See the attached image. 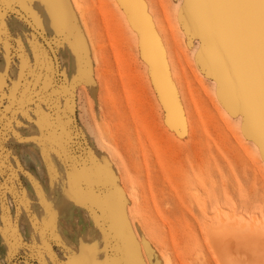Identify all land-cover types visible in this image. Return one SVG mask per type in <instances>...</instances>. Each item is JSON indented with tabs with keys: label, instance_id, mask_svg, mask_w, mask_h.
Instances as JSON below:
<instances>
[{
	"label": "rangeland",
	"instance_id": "obj_1",
	"mask_svg": "<svg viewBox=\"0 0 264 264\" xmlns=\"http://www.w3.org/2000/svg\"><path fill=\"white\" fill-rule=\"evenodd\" d=\"M63 1L0 0V264H219L264 237V0Z\"/></svg>",
	"mask_w": 264,
	"mask_h": 264
},
{
	"label": "bare ground",
	"instance_id": "obj_2",
	"mask_svg": "<svg viewBox=\"0 0 264 264\" xmlns=\"http://www.w3.org/2000/svg\"><path fill=\"white\" fill-rule=\"evenodd\" d=\"M28 1L31 4L38 6V8L40 6L42 13H43L42 9L44 7H46L50 11V16L53 18H59L64 13H66V14L70 13L69 8L66 7L63 0H28ZM114 2L118 6H120L119 0H114ZM132 9H133L132 7L130 9H127V10L124 9L123 12L127 13L128 10H132ZM203 49H204V45L201 46V51ZM236 226H235V228H236ZM228 228H230V227H226V226L223 227L221 225L220 228L215 231V233L209 235L211 242H214V238H217L216 236H218L220 234L222 237V234H224L223 232ZM235 228H233V229L236 230ZM257 233L258 232L256 231V229H251V231H248L247 233L242 235V237L237 236L238 238H236L235 236H233V238L234 237L236 238V239L235 238L233 239L236 241V247H235L234 251L227 249L228 247L225 246L226 244L222 245L220 243H217L216 249H218V252H219L218 263L221 264L225 260H229V261H233V263L235 262L236 264H264V237H262L263 234L258 235ZM232 235H228V236H232ZM224 237H225V235H224ZM220 239H222V238H220ZM230 240H232V239L230 238ZM233 240H232V242H234ZM212 245H213V243H212ZM228 256H230L229 259H227Z\"/></svg>",
	"mask_w": 264,
	"mask_h": 264
},
{
	"label": "water",
	"instance_id": "obj_3",
	"mask_svg": "<svg viewBox=\"0 0 264 264\" xmlns=\"http://www.w3.org/2000/svg\"><path fill=\"white\" fill-rule=\"evenodd\" d=\"M24 18V17H23ZM24 20L27 22V24L35 31V33L41 38V40L47 45L50 53H51V56L53 58V61H54V64H55V69H56V73H58V67H57V60H56V56L55 54L53 53V49H52V46L50 45V43L43 37L42 34H40V32L35 29L33 27V25L30 23L29 20H27L26 18H24Z\"/></svg>",
	"mask_w": 264,
	"mask_h": 264
},
{
	"label": "snow or ice",
	"instance_id": "obj_4",
	"mask_svg": "<svg viewBox=\"0 0 264 264\" xmlns=\"http://www.w3.org/2000/svg\"><path fill=\"white\" fill-rule=\"evenodd\" d=\"M0 39H2V37H0ZM39 87H40L39 85H36L37 91L39 90ZM0 97H3V92H0ZM5 103H7V100L0 98V106H2ZM3 134H4L3 133V125H2V123H0V135H3ZM2 195H3V190L0 189V196H2Z\"/></svg>",
	"mask_w": 264,
	"mask_h": 264
},
{
	"label": "crops",
	"instance_id": "obj_5",
	"mask_svg": "<svg viewBox=\"0 0 264 264\" xmlns=\"http://www.w3.org/2000/svg\"><path fill=\"white\" fill-rule=\"evenodd\" d=\"M83 234V233H82ZM85 236H90V235H85ZM91 238V237H90ZM68 251H69V259H70V257H71V255H72V253H70V251H71V248H69V246H68ZM69 259H67V261L69 260ZM66 261V262H67ZM83 264H87L86 262H84Z\"/></svg>",
	"mask_w": 264,
	"mask_h": 264
}]
</instances>
